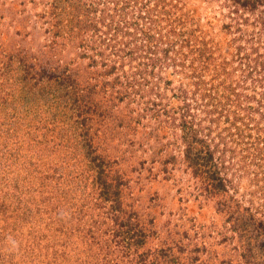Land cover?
Masks as SVG:
<instances>
[{"label": "rangeland", "instance_id": "1", "mask_svg": "<svg viewBox=\"0 0 264 264\" xmlns=\"http://www.w3.org/2000/svg\"><path fill=\"white\" fill-rule=\"evenodd\" d=\"M0 264H264V0H0Z\"/></svg>", "mask_w": 264, "mask_h": 264}]
</instances>
